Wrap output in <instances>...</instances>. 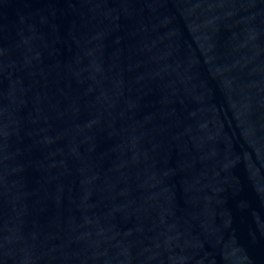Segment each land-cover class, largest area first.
Masks as SVG:
<instances>
[{"label": "water", "instance_id": "1", "mask_svg": "<svg viewBox=\"0 0 264 264\" xmlns=\"http://www.w3.org/2000/svg\"><path fill=\"white\" fill-rule=\"evenodd\" d=\"M0 264H264V0H0Z\"/></svg>", "mask_w": 264, "mask_h": 264}]
</instances>
